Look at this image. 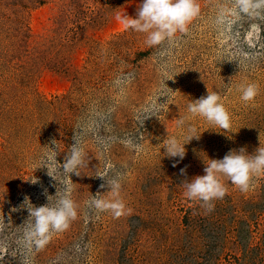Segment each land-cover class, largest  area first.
Returning <instances> with one entry per match:
<instances>
[{
  "label": "rangeland",
  "instance_id": "rangeland-1",
  "mask_svg": "<svg viewBox=\"0 0 264 264\" xmlns=\"http://www.w3.org/2000/svg\"><path fill=\"white\" fill-rule=\"evenodd\" d=\"M196 2L186 32L149 46L118 19L138 0H0V264H264V173L245 192L223 178L211 212L183 183L204 174L202 157L264 146V0ZM242 83L259 86L253 101ZM207 88L231 130L194 117L200 138L167 156ZM74 138L85 163L67 175ZM63 184L75 219L38 229L25 197L41 206Z\"/></svg>",
  "mask_w": 264,
  "mask_h": 264
},
{
  "label": "clouds",
  "instance_id": "clouds-1",
  "mask_svg": "<svg viewBox=\"0 0 264 264\" xmlns=\"http://www.w3.org/2000/svg\"><path fill=\"white\" fill-rule=\"evenodd\" d=\"M199 10L196 0H138V8L134 17L125 13L118 19L125 29L145 33L146 44L151 46L173 37L177 32H186L187 26L199 14ZM237 88L240 92V99L245 103L253 101L259 93V86L256 83H242L237 85ZM187 112L188 116H182L177 120L178 127L186 126L187 128L184 139L167 136L163 146L167 156L178 157L179 160L185 157V144L193 138H200L201 133L191 123L192 118H204L212 125L207 129L231 130V117L218 92L208 89L207 95L190 100L187 104ZM53 143L56 148L55 140ZM84 156L80 140L74 138L70 156L63 165L65 174L80 175L79 169L85 163ZM202 159L205 164L204 174L185 179L184 194L189 200L201 201L207 212L214 210L213 201L222 199L227 192L223 178H227L232 185L245 192L249 189L252 178L264 173V146H258L252 153H249L246 148H241L238 151L230 150L220 159L208 156L207 160L203 157ZM179 160L174 163H178ZM40 161L46 166L51 162L50 154L43 151ZM184 172L185 169H181V173ZM49 175L54 177L50 172ZM97 176L105 180L103 175ZM54 179L56 180L55 177ZM31 181L36 182V180ZM105 182L109 187H118L115 180H105ZM24 203L29 216L34 217L36 227L45 231L66 229L69 222L77 215L76 205L71 198V188L67 184H63L62 189L57 188L54 195H48L47 203L41 206L33 205L28 197H25ZM93 204L98 208L103 206L99 200H94Z\"/></svg>",
  "mask_w": 264,
  "mask_h": 264
}]
</instances>
